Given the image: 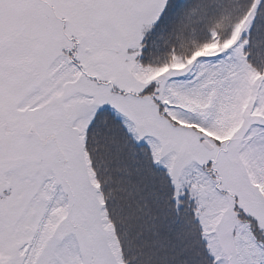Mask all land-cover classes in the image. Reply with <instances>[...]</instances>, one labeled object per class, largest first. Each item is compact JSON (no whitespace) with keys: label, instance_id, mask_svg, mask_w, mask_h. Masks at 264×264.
Listing matches in <instances>:
<instances>
[{"label":"snow or ice","instance_id":"snow-or-ice-1","mask_svg":"<svg viewBox=\"0 0 264 264\" xmlns=\"http://www.w3.org/2000/svg\"><path fill=\"white\" fill-rule=\"evenodd\" d=\"M0 264H264V0H0Z\"/></svg>","mask_w":264,"mask_h":264}]
</instances>
